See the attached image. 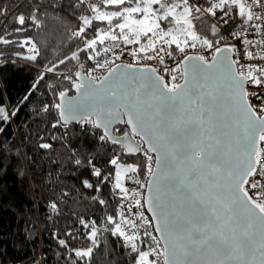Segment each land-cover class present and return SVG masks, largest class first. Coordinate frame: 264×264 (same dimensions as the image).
I'll return each instance as SVG.
<instances>
[{
    "label": "snow or ice",
    "instance_id": "1",
    "mask_svg": "<svg viewBox=\"0 0 264 264\" xmlns=\"http://www.w3.org/2000/svg\"><path fill=\"white\" fill-rule=\"evenodd\" d=\"M86 7L91 14L79 16L71 35L82 47L47 68L76 62L62 77L67 87L42 111L55 110L54 129L89 125L113 146L118 210L99 226L79 218L84 248L56 237L72 264H91L103 233L120 239L130 264H264V0H99ZM37 11L15 16L21 27L13 31L40 28ZM11 42L0 36V44ZM24 43L31 45L26 58L36 61L40 50ZM125 55L129 62L117 63ZM15 115L0 107V121ZM87 163L98 180L82 184L99 192L113 173ZM64 235L78 239L71 230Z\"/></svg>",
    "mask_w": 264,
    "mask_h": 264
},
{
    "label": "trees",
    "instance_id": "2",
    "mask_svg": "<svg viewBox=\"0 0 264 264\" xmlns=\"http://www.w3.org/2000/svg\"><path fill=\"white\" fill-rule=\"evenodd\" d=\"M77 2L0 0V8L7 10L0 17V36L12 41L0 44V107L9 113L16 111L8 122L0 121L4 129L0 132V264H72L75 257L69 258L70 253L56 237L68 240L73 248H84L89 242L84 239L87 230L80 226L79 218L95 220L99 226L118 210L114 169L108 163L114 155L113 146L102 144L94 134L99 130L89 125L72 123L54 129L55 110L42 111L45 104L55 102L54 92L67 87L62 77L76 62L69 60L54 72L47 68L70 56L77 45L82 47L80 41L71 39L72 32L81 24L80 15L91 14L86 4L99 0L73 7ZM34 10H38L41 27L13 31L21 27L14 22L15 16L23 13L27 17ZM28 39L40 50L36 61L26 58L32 54L28 50L31 45L24 43ZM80 55L83 60L85 54ZM41 143H49L51 148L43 149ZM77 158L82 161L80 166L74 163ZM89 159L102 174L113 173L99 192L82 184L88 180L95 185L98 180L92 175ZM124 160L132 162L127 157ZM93 197L107 203L100 205ZM52 202L58 205L56 211L50 207ZM68 230L78 239L65 236ZM99 239L101 247L94 252L91 264H130L118 237L103 233Z\"/></svg>",
    "mask_w": 264,
    "mask_h": 264
},
{
    "label": "built area",
    "instance_id": "3",
    "mask_svg": "<svg viewBox=\"0 0 264 264\" xmlns=\"http://www.w3.org/2000/svg\"><path fill=\"white\" fill-rule=\"evenodd\" d=\"M229 30H230V28H225V31H229ZM197 51L200 52V51H202V50H199V49H198ZM205 54L207 55V53H205ZM128 62H129V59L127 58V55L121 57V60H120V61H117V63H124V64H127ZM91 63H92V62H90V61H87V62H86V64H88V65H90ZM145 63H154V62L146 61ZM168 63H169V64H172L171 61H168ZM172 66H174V65H172ZM94 74H95V75H99L100 73L97 72V73H94ZM181 80H182V79H178V82H181ZM141 182L146 184V183H147V177L145 176L144 178H142V179H141ZM125 186L129 187L130 189L138 188V187H139L138 185L132 183L131 181H126V182H125ZM143 191H145V189H144ZM124 203H127V202H124ZM145 215L149 216V215L147 214L146 210H145ZM150 230H151V229H150Z\"/></svg>",
    "mask_w": 264,
    "mask_h": 264
},
{
    "label": "water",
    "instance_id": "4",
    "mask_svg": "<svg viewBox=\"0 0 264 264\" xmlns=\"http://www.w3.org/2000/svg\"><path fill=\"white\" fill-rule=\"evenodd\" d=\"M183 81L181 80V82L180 83H182ZM69 96H75V92H74V90L72 91V94H69ZM125 119H126V117H125ZM73 123H75V122H73ZM119 126H124V127H126L127 128V125H123V124H116V125H114V127H119ZM136 139H139L138 137L136 138ZM144 147H146V145H144ZM145 192H146V189H145ZM148 215H149V217H150V213H147Z\"/></svg>",
    "mask_w": 264,
    "mask_h": 264
},
{
    "label": "rangeland",
    "instance_id": "5",
    "mask_svg": "<svg viewBox=\"0 0 264 264\" xmlns=\"http://www.w3.org/2000/svg\"><path fill=\"white\" fill-rule=\"evenodd\" d=\"M124 127V126H123ZM126 129V127H124ZM115 179V178H114Z\"/></svg>",
    "mask_w": 264,
    "mask_h": 264
},
{
    "label": "clouds",
    "instance_id": "6",
    "mask_svg": "<svg viewBox=\"0 0 264 264\" xmlns=\"http://www.w3.org/2000/svg\"><path fill=\"white\" fill-rule=\"evenodd\" d=\"M122 127H123V126H122ZM144 177H145V176H144ZM144 177H143V178H144ZM141 179H142V178H141Z\"/></svg>",
    "mask_w": 264,
    "mask_h": 264
}]
</instances>
